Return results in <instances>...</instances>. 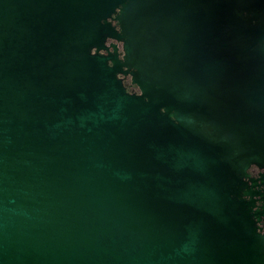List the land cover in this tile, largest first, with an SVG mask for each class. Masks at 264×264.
<instances>
[{"label":"water","instance_id":"1","mask_svg":"<svg viewBox=\"0 0 264 264\" xmlns=\"http://www.w3.org/2000/svg\"><path fill=\"white\" fill-rule=\"evenodd\" d=\"M258 201L261 0H0V264H264Z\"/></svg>","mask_w":264,"mask_h":264},{"label":"flooded vegetation","instance_id":"2","mask_svg":"<svg viewBox=\"0 0 264 264\" xmlns=\"http://www.w3.org/2000/svg\"><path fill=\"white\" fill-rule=\"evenodd\" d=\"M261 3H262V5L264 6V0H261ZM112 23H113L114 26L117 25V22H116V21H112ZM111 42H112V41L109 40L107 44H110ZM118 45H119V53H120V57H122V55H123V50H122L121 44L119 43ZM111 51H113V50L111 49ZM120 77H122V78L124 79V83H125V85L127 86V88L130 89L129 91H132V90H135V91H136V90H137V87H136L135 85H133V86L131 85V79H130V76L125 77L124 75H120ZM249 172L251 173V175H252L253 177H257L258 174H259V172H260V170H259L256 166H252V167L250 168ZM257 204H258L259 206H262V205L264 206V201H258ZM259 225L262 226L263 223H260Z\"/></svg>","mask_w":264,"mask_h":264},{"label":"trees","instance_id":"3","mask_svg":"<svg viewBox=\"0 0 264 264\" xmlns=\"http://www.w3.org/2000/svg\"><path fill=\"white\" fill-rule=\"evenodd\" d=\"M128 90H130V89L128 88Z\"/></svg>","mask_w":264,"mask_h":264}]
</instances>
